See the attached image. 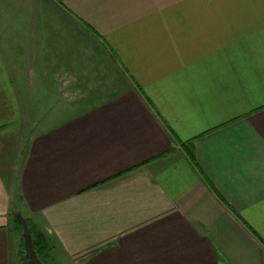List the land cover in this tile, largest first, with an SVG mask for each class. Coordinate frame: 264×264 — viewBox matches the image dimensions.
I'll return each mask as SVG.
<instances>
[{"label": "crops", "instance_id": "1", "mask_svg": "<svg viewBox=\"0 0 264 264\" xmlns=\"http://www.w3.org/2000/svg\"><path fill=\"white\" fill-rule=\"evenodd\" d=\"M15 6L39 21L0 33V264L16 212L49 264H264V0Z\"/></svg>", "mask_w": 264, "mask_h": 264}, {"label": "rangeland", "instance_id": "2", "mask_svg": "<svg viewBox=\"0 0 264 264\" xmlns=\"http://www.w3.org/2000/svg\"><path fill=\"white\" fill-rule=\"evenodd\" d=\"M21 1L22 3H24V0H3L1 1L0 5H1V9H3L4 12V20L2 21L3 23H5V27L4 30H1V36L4 32L5 34V38L6 41L9 43V41H12L16 38V43L22 45V49H26V46L28 45V36L27 35V29H22L20 31L15 30V25L16 26H20L21 23L23 24V26H27L28 23H33L36 21H39V13L37 11H34V9H28V7H24L23 6V11H21V13L19 14V12L17 10H15V8H17V6H15V3ZM34 12H36V14L34 15ZM31 13V14H30ZM2 17V15L0 16ZM53 20H55V18L53 17ZM5 21V22H4ZM12 25V27H9V25ZM27 24V25H26ZM55 38H59V37H55ZM12 44V43H10ZM26 45V46H25ZM8 48L11 50L12 46H8ZM28 48V46H27ZM55 53V52H54ZM53 54L51 56H49L51 59H53L55 57V55L53 56ZM26 58H24V56L22 57L21 61L18 63V66H20V72H27V70L29 71V61H25ZM51 64V62L49 63ZM45 81V80H43ZM23 251V249H22ZM46 258L42 257L41 260L43 261V264H49L48 261H44ZM52 264V263H51Z\"/></svg>", "mask_w": 264, "mask_h": 264}, {"label": "water", "instance_id": "3", "mask_svg": "<svg viewBox=\"0 0 264 264\" xmlns=\"http://www.w3.org/2000/svg\"><path fill=\"white\" fill-rule=\"evenodd\" d=\"M16 220L21 226L23 254L27 264H42L33 250L32 238L26 220L18 212H16Z\"/></svg>", "mask_w": 264, "mask_h": 264}, {"label": "trees", "instance_id": "4", "mask_svg": "<svg viewBox=\"0 0 264 264\" xmlns=\"http://www.w3.org/2000/svg\"><path fill=\"white\" fill-rule=\"evenodd\" d=\"M15 221L17 222V224L21 230V226H20L19 222L17 220H15ZM27 225H28V229H29V232H30L31 238H32L33 250H34L37 258L39 259V261L43 264V261L41 260V258L47 256V250H48L46 242H45L41 233H39L28 222H27ZM22 259H23L24 264H27V262L24 258L23 251H22Z\"/></svg>", "mask_w": 264, "mask_h": 264}]
</instances>
